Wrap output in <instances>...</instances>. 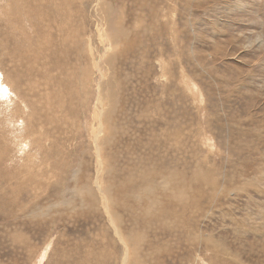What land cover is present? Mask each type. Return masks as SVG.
Wrapping results in <instances>:
<instances>
[{"label": "rangeland", "instance_id": "rangeland-1", "mask_svg": "<svg viewBox=\"0 0 264 264\" xmlns=\"http://www.w3.org/2000/svg\"><path fill=\"white\" fill-rule=\"evenodd\" d=\"M0 264H264V0H0Z\"/></svg>", "mask_w": 264, "mask_h": 264}, {"label": "bare ground", "instance_id": "bare-ground-1", "mask_svg": "<svg viewBox=\"0 0 264 264\" xmlns=\"http://www.w3.org/2000/svg\"><path fill=\"white\" fill-rule=\"evenodd\" d=\"M4 92V91H3ZM4 97V96H3ZM218 177V176H217ZM162 181V180H161ZM94 184H96V183H94ZM158 186H161L162 185V183L161 182H158V184H157ZM148 186V185H147ZM149 189H151V188H149ZM92 195V194H91ZM156 197V195L154 196V198ZM169 221V220H168Z\"/></svg>", "mask_w": 264, "mask_h": 264}]
</instances>
